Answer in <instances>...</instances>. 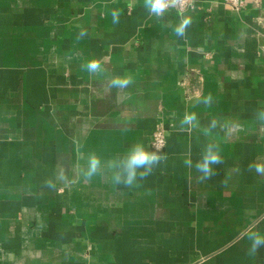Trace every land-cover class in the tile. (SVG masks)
<instances>
[{"label": "crops", "instance_id": "crops-1", "mask_svg": "<svg viewBox=\"0 0 264 264\" xmlns=\"http://www.w3.org/2000/svg\"><path fill=\"white\" fill-rule=\"evenodd\" d=\"M262 105L264 0L160 17L145 0H0V264H264L243 235L264 233V175L249 170L264 164ZM186 113L198 123L181 130ZM160 124L166 160L137 186L106 166L84 178L91 153L106 165L137 142L155 150ZM209 142L224 162L200 183L184 160Z\"/></svg>", "mask_w": 264, "mask_h": 264}, {"label": "clouds", "instance_id": "clouds-1", "mask_svg": "<svg viewBox=\"0 0 264 264\" xmlns=\"http://www.w3.org/2000/svg\"><path fill=\"white\" fill-rule=\"evenodd\" d=\"M170 0H145V6L149 9L150 14L156 17L162 16L168 8ZM113 22H119V12H112ZM190 17H182L179 26L176 28L177 35H183L185 29L191 24ZM86 35V33H81ZM90 73H99L102 71L101 61L97 59L90 60L85 66ZM132 78L129 76H116L110 81L113 88H124L132 84ZM205 104L212 103V97L209 96L203 100ZM256 119L261 127H264V105L256 111ZM198 117L195 113H186L181 121V130H186L185 125L191 127L196 126ZM217 126L216 121H210L204 129L205 136L212 134V130ZM166 160V156L162 154V150L149 149L142 142H137L131 146L128 153L124 156L114 158L107 161L106 165H102V161L98 155L91 153L87 159L86 169H82L85 179L91 180L106 166L112 171V182L115 185H123L125 188H131L138 185V182L145 180L150 176L154 169ZM220 146L216 143H206L202 149L199 159L195 162L189 157L184 160V165L189 169H195L197 182H205L216 175L214 165L222 164ZM249 170H254L257 174L264 175V164L253 163L249 166ZM46 186L50 189L55 188V184L48 179ZM248 239L249 246L247 254L249 257H255L261 248H264V233L249 228L243 233Z\"/></svg>", "mask_w": 264, "mask_h": 264}, {"label": "built area", "instance_id": "built-area-1", "mask_svg": "<svg viewBox=\"0 0 264 264\" xmlns=\"http://www.w3.org/2000/svg\"><path fill=\"white\" fill-rule=\"evenodd\" d=\"M195 0H170L169 6H173L178 12H183L189 8ZM232 11L238 12L244 6V0H223ZM168 6V7H169ZM166 143L164 127L160 124L151 135L150 145L153 149H163Z\"/></svg>", "mask_w": 264, "mask_h": 264}, {"label": "water", "instance_id": "water-1", "mask_svg": "<svg viewBox=\"0 0 264 264\" xmlns=\"http://www.w3.org/2000/svg\"><path fill=\"white\" fill-rule=\"evenodd\" d=\"M161 150H163V149H161Z\"/></svg>", "mask_w": 264, "mask_h": 264}]
</instances>
